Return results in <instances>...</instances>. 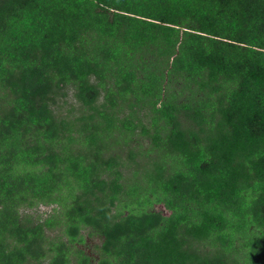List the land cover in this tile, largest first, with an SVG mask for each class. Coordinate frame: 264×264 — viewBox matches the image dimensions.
Segmentation results:
<instances>
[{
	"label": "trees",
	"instance_id": "1",
	"mask_svg": "<svg viewBox=\"0 0 264 264\" xmlns=\"http://www.w3.org/2000/svg\"><path fill=\"white\" fill-rule=\"evenodd\" d=\"M0 264H264V0H0Z\"/></svg>",
	"mask_w": 264,
	"mask_h": 264
},
{
	"label": "rangeland",
	"instance_id": "2",
	"mask_svg": "<svg viewBox=\"0 0 264 264\" xmlns=\"http://www.w3.org/2000/svg\"><path fill=\"white\" fill-rule=\"evenodd\" d=\"M62 111L64 115H68L70 117H76L79 114V107L76 103V101L73 99L72 93H68L67 101L64 105H62ZM141 143V150L145 151L147 148V140L140 141ZM50 208L41 207L39 209L38 214L41 215L43 218H45L46 212H49ZM154 210L157 211H163V207L161 205H155ZM165 213V212H164ZM99 240L91 239L89 237L86 238L85 244L81 246V248L85 251V253L91 257L92 259H97V245H99Z\"/></svg>",
	"mask_w": 264,
	"mask_h": 264
}]
</instances>
